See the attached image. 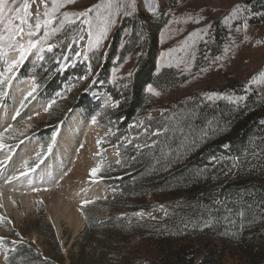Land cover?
Segmentation results:
<instances>
[{
    "label": "rangeland",
    "instance_id": "rangeland-1",
    "mask_svg": "<svg viewBox=\"0 0 264 264\" xmlns=\"http://www.w3.org/2000/svg\"><path fill=\"white\" fill-rule=\"evenodd\" d=\"M253 1L136 0L133 14L143 15L147 32L156 38L152 75L170 70L176 84L173 90L152 87L156 94L149 93L146 85L142 92L149 96L147 117L137 114L122 130L113 117L116 102L109 91L129 87L127 81L139 63L136 51L119 55L129 38L124 17L99 47L93 44L89 49L87 25L77 16L75 23H66L63 31L50 37L52 52L47 45L43 53L32 49L11 70L9 62L19 53L0 44V74L10 77V82L0 84V237L4 238L0 264H8L5 257L17 245L53 264H120V248L138 250V237L121 243L105 207L93 200L109 196L110 182L119 179L114 166L120 161V145L135 140L137 149V143L149 140L145 119L194 96L209 105L243 102L250 94L264 98V10L254 9ZM101 2L75 0L61 7L58 15L79 13ZM47 3L51 11L52 0ZM237 4L248 13L234 19L231 13ZM37 10L44 11L41 0L31 4L33 24ZM94 18L91 13L89 19ZM245 20L247 29L237 31ZM39 38L43 39V29ZM75 156L81 160L77 164ZM93 168L100 169L96 177L89 175ZM72 175L77 178L71 180ZM13 176L18 179L12 180ZM89 204L95 208L86 210ZM165 214L161 207L116 217L162 220ZM85 218L97 224L87 231L86 240L81 237ZM104 247L110 252L102 256Z\"/></svg>",
    "mask_w": 264,
    "mask_h": 264
},
{
    "label": "trees",
    "instance_id": "trees-1",
    "mask_svg": "<svg viewBox=\"0 0 264 264\" xmlns=\"http://www.w3.org/2000/svg\"><path fill=\"white\" fill-rule=\"evenodd\" d=\"M252 7L264 10V0H254ZM124 26L129 38L119 55L136 51L139 63L129 87L109 91L121 130L137 114L147 117L146 85L173 90L176 84L170 70L152 75L156 38L147 32L143 15L124 18ZM143 127L161 134L142 142L150 147L135 149V140L120 145L114 166L119 179L110 182L109 196L93 200L105 207L121 243L139 239L138 250L120 248L118 263L264 264V98L250 94L243 102L209 105L194 96L145 119ZM165 127L170 129L166 135ZM161 207L166 210L162 220L116 217ZM84 223L86 240L97 224L87 218ZM109 250L100 252L105 256ZM7 263L53 264L22 245Z\"/></svg>",
    "mask_w": 264,
    "mask_h": 264
},
{
    "label": "snow or ice",
    "instance_id": "snow-or-ice-1",
    "mask_svg": "<svg viewBox=\"0 0 264 264\" xmlns=\"http://www.w3.org/2000/svg\"><path fill=\"white\" fill-rule=\"evenodd\" d=\"M34 2L35 0H0V44H5L11 51L19 53L18 59L9 62L10 70L22 63L26 55L32 49H36L38 52L43 53L45 51L44 46L47 45V51L52 52L55 45L48 43L50 37L63 31L66 23H75L74 18L77 16L82 17V23L87 25V46L91 49L93 44H95L96 47L100 46L101 41L106 38L109 29L116 26L120 17L127 18L132 15L137 8L136 0H102L101 3L85 11L79 13L63 12L58 15V11L61 7H64L66 4H72L75 0H59V2H57V0H52L51 11L48 10L49 5L47 0H41V3L44 4V11L40 13L39 10H37L33 24L30 21L33 20L31 4ZM154 11V9H150V13L154 14ZM91 13L95 14L94 19H89ZM247 13L248 9L246 7L242 9L241 6L237 4L234 6V11L231 15L235 19L241 15H247ZM247 27V21L245 20L240 25H237L236 30L239 31L241 28L246 30ZM42 29L43 39H40L39 37ZM201 31L205 35L207 34V29ZM195 35H199V33ZM33 37H36V39H33ZM79 39L82 40L83 36L81 35ZM75 55L80 56L81 54L77 52ZM192 58L194 59V53L192 54ZM40 59L42 60L43 56H40ZM65 59H67V57H65ZM85 59H87V56H85ZM261 76H264V73H262ZM8 82H10V77L0 74V84ZM147 91L156 94L151 85L148 86ZM28 95H31V93ZM208 99L212 100L213 97L209 96ZM92 123L95 124L96 121L93 120ZM145 131L149 139H151V137H158L161 134L158 130L148 131L145 129ZM169 131L170 129L165 127L163 134L166 135ZM0 140H2V137H0ZM153 143H155V141H153ZM97 144H100L99 140ZM150 146L151 145L148 143H144L143 145L137 143L135 145L137 149ZM50 147L49 145V148ZM117 155H119V153H117ZM119 162L120 161H117V163ZM99 172V168H93L90 170L89 175L91 177H96ZM21 175H25V173ZM17 179L18 177L16 176L12 177V180ZM8 182L11 183V180ZM84 203L87 204L88 202L85 201ZM3 241L4 238L0 237V245L3 244ZM5 260H7V256Z\"/></svg>",
    "mask_w": 264,
    "mask_h": 264
},
{
    "label": "bare ground",
    "instance_id": "bare-ground-1",
    "mask_svg": "<svg viewBox=\"0 0 264 264\" xmlns=\"http://www.w3.org/2000/svg\"><path fill=\"white\" fill-rule=\"evenodd\" d=\"M70 148H71V147H70ZM70 148H69V149H70ZM59 157H61V156H60V153H59ZM59 160H60V159H59ZM80 161H81V160H80ZM80 161H79V157L75 156V162H76V164H77V162H80ZM21 171H22V170H21ZM10 175H12V174H10ZM76 175H77V174H76ZM76 175H72V176H71V180L74 179V178H77ZM71 180H70V181H71ZM71 183H72V182H71ZM66 184H68V183H66ZM66 184H65V185H66ZM73 185H74V184H73ZM77 186H78V185H77ZM2 192H3V188H0V194H1Z\"/></svg>",
    "mask_w": 264,
    "mask_h": 264
}]
</instances>
